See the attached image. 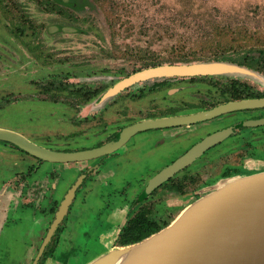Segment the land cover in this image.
Listing matches in <instances>:
<instances>
[{"label":"rangeland","instance_id":"1","mask_svg":"<svg viewBox=\"0 0 264 264\" xmlns=\"http://www.w3.org/2000/svg\"><path fill=\"white\" fill-rule=\"evenodd\" d=\"M214 61L239 65L252 73L149 78L99 100L105 90L139 70ZM256 94L264 95V0H0V128L36 144L54 149L68 140L69 149L91 146L90 138L77 136L83 125L113 135V129L125 122L152 115L149 111L156 100L162 106L205 109L229 98ZM240 110L237 114L243 119L264 116V106ZM98 115L104 119L99 121ZM248 128L244 125L245 134L228 140L225 146L234 148L211 149L136 207L144 205L149 218L163 227L196 197L230 177L264 169V124ZM3 140L0 156L12 161L9 167L16 161L18 166L4 165L1 184L12 182L14 171L32 162L16 144L4 151ZM140 152L131 153L138 159L115 158L113 169L104 168L105 175L94 174L96 184L89 190L86 185L91 183L83 180L85 185L76 192L72 210L59 230L62 240L47 248L49 254L55 252L60 264H87L113 243L123 246L116 241L127 219L121 199L134 200V189H145L140 179L165 164L142 160ZM108 160L110 156L91 163L96 166ZM88 162L42 161L35 172L43 175L51 168L58 174L61 182L54 198L60 200L78 179L77 170L89 166ZM26 175L22 172L16 175L19 181L2 186L9 187L3 203L14 205L19 195L32 201L39 181ZM13 222L0 235V264H31L43 224L38 233L32 232L34 241L25 231L32 221L20 218L15 227Z\"/></svg>","mask_w":264,"mask_h":264},{"label":"water","instance_id":"2","mask_svg":"<svg viewBox=\"0 0 264 264\" xmlns=\"http://www.w3.org/2000/svg\"><path fill=\"white\" fill-rule=\"evenodd\" d=\"M221 73L251 74L248 69L227 62H191L156 65L121 79L100 95L113 96L127 86L155 77L196 76ZM264 106V97L227 101L194 113L145 119L122 129L118 138L87 150L65 152L42 147L18 132L0 128V138L10 141L33 156L49 162H77L107 154L132 134L150 127L188 124L221 113ZM264 119L252 123L261 124ZM230 128L203 138L167 168L157 173L151 185H157L175 171L189 164L206 148L228 135ZM232 176L188 203L169 224L133 243L114 246L87 264H113L129 247L150 242L134 264H264V169ZM78 180L64 195L45 238L31 264H37L56 226L67 213Z\"/></svg>","mask_w":264,"mask_h":264},{"label":"flooded vegetation","instance_id":"3","mask_svg":"<svg viewBox=\"0 0 264 264\" xmlns=\"http://www.w3.org/2000/svg\"><path fill=\"white\" fill-rule=\"evenodd\" d=\"M169 77H172V76H169ZM123 90H125V88ZM118 94H120V93H118ZM143 97H145V95ZM228 97H231L230 94L228 95ZM260 97H264V95L263 94H258V95L256 94L250 98H260ZM243 98H249V97H239V98H235V99L229 98V100H227V101H232V100H236V99H243ZM223 102H219V103H223ZM155 103L156 104H155L154 108L150 109V111H149L152 113V115L145 117V118H140L138 120H132L131 122H129L127 124L125 122L124 124H122L124 126H121V128L118 127L116 129H113V130H115L114 131L115 133L113 135H110V136H106V134L104 135V132L101 129L97 130L96 127H94L93 125H91V126H87V125L84 126L83 125L82 131L77 132L78 133L77 136H78V138H80V137L90 138L89 141H90V143H92L91 146H87V147L82 146V148H80V149H71V148L69 149V148H67V146L71 142H69L67 140L66 144L62 145L59 143L54 149L49 148V147H46V148H49L52 150H58V151H65V152H73V151H78V150L92 149V148L102 146L108 142H111V141L117 139L119 136V131H121L124 127H127V126H129L135 122L142 121L145 119H155V118H162V117H169V116L184 115V114H189V113H194V112H197L200 110H204V109H197V107L193 108L190 106H188L186 108H182L181 106H179L177 104L176 105L162 106L161 103L157 102V100L155 101ZM217 104H215V105H217ZM213 106H210L208 108H211ZM208 108H205V109H208ZM239 111H241V110L239 109V110L221 113V114L214 116L212 118L202 120V121H198V122H194V123L176 124V125H171V126L150 127V128L142 129V130L137 131L134 134H132L125 142H123L120 146H118L116 149H114L113 151H111L107 154L97 156L95 158H91L88 160L77 161V162L89 161L90 164H89V166L87 165V166H84L81 168L76 167V168H79L77 170V175L79 174L80 182L75 189V194H74V197L72 199V202L75 199L76 192L78 191L80 186L83 185V187H84L85 183L83 180L85 179L87 182L89 181L91 183V186L86 185L87 190L91 189L92 185L95 183V182H93L94 174L100 172L103 175H105L103 172L104 168L108 167V169H113L114 168V163H113L114 161L113 160L115 158H120L123 160L125 158L124 161H127L130 159H133V157L137 158L136 156L131 155L132 152L141 151L139 153V155L141 156L142 160L146 159V160L165 161V164L162 165L161 167H159L158 170L154 174L149 175L151 172V170H150L149 172H147L148 177L146 179H144V178L140 179V182H139V183H141L140 187L143 185V187H145V189L142 191L140 190L141 188H139L138 190L134 189L133 194H135V193L137 194L136 198L134 200H133V198H130V197L128 200L121 199V201H120L121 206L126 207L127 219L117 234L116 241L118 242V238H119L120 234L122 233V230L130 224L129 221L133 217H135L137 215H142V213H143L144 216L146 217V219L153 221L149 218V216H148L149 211L145 210L146 208L144 207V205H142L143 207L142 206L136 207V206H140V204L145 202V200L154 192V190H156L159 187H163L164 184H166L174 176V174H176L178 172V170L175 171L172 175H170L166 179L162 180L159 184L151 185L152 184L151 180L155 177V175L157 173H159L163 169L167 168L170 164H172L180 156H182L184 153H186L192 146H194L196 143L201 141L206 136L213 134L214 132L220 131L222 129L230 128V132L228 133V135L226 137H224L222 140L212 144L210 147L206 148L200 155H198L190 163L198 160L199 158L204 156L206 153H208L211 149H214L215 147L216 148H223V146L230 143V142H228V140L229 139H235V137L238 136L237 134H239V135L245 134L242 131L244 125L248 126L249 127L248 129H251L254 127L256 128L257 126H260V125L262 126V124H264V122L261 124L252 123L253 121L258 120V119H264V116L258 115L259 117L258 116L248 117V118L243 119V117H241L242 116L241 114H237V112H239ZM145 114H148V113H146V111H145ZM85 116H87V115H84L83 117H85ZM231 116H232V119H229V118H231ZM97 118L99 121H102V118L104 119V117L102 115H98ZM209 122L212 123L211 126L208 128H205L207 126L205 124H207ZM92 128H94L93 132L88 130V129H92ZM143 131H147V133H143ZM85 133H89V134L85 135ZM99 134H101V136H99ZM73 139H76V137H74ZM188 139H191V140H188ZM2 142L6 143V145L4 144L5 145L4 151H6L9 147L14 146V143H12L10 141H4L3 140ZM82 142H83V140H82ZM83 143L86 145V142H83ZM37 145H39V144H37ZM39 146H42V145H39ZM234 146L235 145L225 146L224 149L229 148L228 150H230V148H234ZM236 146H238V145H236ZM42 147H45V146H42ZM0 150L2 151L1 148H0ZM19 150L21 152H23V154L28 159H31L32 162L29 163L27 168H25L24 170H22L20 168L21 170L19 169L18 171H14L15 176H14L13 181L12 182L10 181V183H8L7 181L6 182L3 181V184H1V177H4L3 175H1V172H2V170H4L5 164L6 165L8 164V168H13L15 166H18L17 161L13 162L12 167H9V165H11L12 161H8L5 159V157L0 156V186H1L0 187V235L3 231V229L7 226V223L9 221H15V222H13V225L15 227L16 223L18 221H20V218H21V219L32 221L33 225L31 222L26 224L27 229H25V231L28 235H30L29 237H32V240L34 239V241H35V238H34L32 232L36 231L38 233L39 232V225L41 224V226H42V224H43L44 229H43V235H42V238L40 241V244H41L42 240L45 238V236L47 234V231H48L50 224L52 223V221L55 218V213H56L64 195L67 193L68 189L78 179L75 182L70 183V185L65 190L66 192L63 195V197L60 200H58V199L54 198V195L57 193L58 185L61 182V179L58 176V174L50 168V170L49 169L46 170L43 175H36L35 170L37 169L38 164L40 162L46 161V160H42L36 156H33L30 153H28L27 151H25L24 149H19ZM129 151H132V152L128 153ZM221 151H223V150H221ZM105 156H110V160H108L109 163H107L106 161H104L103 164L96 162V166H94L95 165L94 162L91 163L92 161L96 160L97 158H104ZM20 160H22V157ZM184 167H182V168H184ZM182 168H180V169H182ZM22 172L26 173L27 177L28 176L30 178L35 177L39 181L37 183V189L35 190V193L31 194L32 195V198H31L32 201H29V199H27L28 201L24 200L19 195L18 201L16 203H14V205H12V202L9 205L6 202L3 203L4 200L6 201V192H7L8 188L10 187V185L14 184V182L19 181V178H17L16 175L20 176V174H22ZM33 173H35V174H33ZM73 176L75 177L74 173H73ZM148 178H149V180H148ZM3 185L9 186V187H7L6 189H3L2 188ZM72 202H71V204H72ZM71 204L68 207L67 213L64 215L62 220L56 226L55 231H54L53 235L50 237L49 242L45 246L44 251H43L41 257L39 258L37 264H41L42 261H44V260L46 261L47 258L49 257V252H47L44 255V258H42L43 254L47 251L48 245H50L51 243H55V242L57 244L58 241L62 240V238L59 240V236L61 234V232L59 230H61L60 228H62V226H63L62 223L64 222L66 217L69 216L70 211L72 210V209H70ZM47 219H49V220H47ZM18 236H20V234H18ZM40 244H39V246H40ZM39 246H38V248H39ZM57 247L58 246H56L55 249ZM38 248H37L36 253L38 252ZM36 253H35V255H36ZM34 257H33V259H34ZM33 259H32V261H33ZM32 261H31V263H32Z\"/></svg>","mask_w":264,"mask_h":264},{"label":"trees","instance_id":"4","mask_svg":"<svg viewBox=\"0 0 264 264\" xmlns=\"http://www.w3.org/2000/svg\"><path fill=\"white\" fill-rule=\"evenodd\" d=\"M87 96L85 98H87ZM129 222L130 224L122 230L118 238V242L121 245L136 242L161 228L158 227L154 221L146 219L143 213L142 215L133 217ZM46 253L47 251L43 254L42 258H44Z\"/></svg>","mask_w":264,"mask_h":264},{"label":"bare ground","instance_id":"5","mask_svg":"<svg viewBox=\"0 0 264 264\" xmlns=\"http://www.w3.org/2000/svg\"><path fill=\"white\" fill-rule=\"evenodd\" d=\"M149 245L150 242L146 240L140 244L132 246L131 248L129 247L116 258L113 264H134L141 258L140 256L143 254L147 246L149 247Z\"/></svg>","mask_w":264,"mask_h":264},{"label":"crops","instance_id":"6","mask_svg":"<svg viewBox=\"0 0 264 264\" xmlns=\"http://www.w3.org/2000/svg\"><path fill=\"white\" fill-rule=\"evenodd\" d=\"M91 132H93V130H90ZM115 244L113 243V245H111L110 247H114ZM55 254V252H54ZM52 254H49V257L46 260V264H60L61 260H59L58 258H56V256ZM70 261H72V259H70ZM69 264V263H68Z\"/></svg>","mask_w":264,"mask_h":264}]
</instances>
